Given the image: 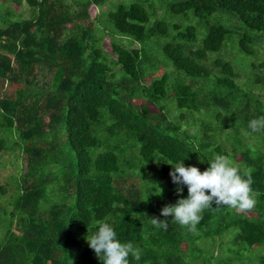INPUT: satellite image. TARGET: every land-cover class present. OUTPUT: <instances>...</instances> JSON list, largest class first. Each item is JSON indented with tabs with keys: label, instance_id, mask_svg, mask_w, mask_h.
<instances>
[{
	"label": "trees",
	"instance_id": "trees-1",
	"mask_svg": "<svg viewBox=\"0 0 264 264\" xmlns=\"http://www.w3.org/2000/svg\"><path fill=\"white\" fill-rule=\"evenodd\" d=\"M26 2L30 17L0 1V151L21 159L0 264H102L86 241L97 222L140 249L130 264H264V130L248 127L264 116V0ZM216 154L253 169L258 202L213 203L193 234L160 215L188 194L169 173L181 160L204 171ZM225 233L239 250L213 255Z\"/></svg>",
	"mask_w": 264,
	"mask_h": 264
},
{
	"label": "clouds",
	"instance_id": "clouds-1",
	"mask_svg": "<svg viewBox=\"0 0 264 264\" xmlns=\"http://www.w3.org/2000/svg\"><path fill=\"white\" fill-rule=\"evenodd\" d=\"M248 127L253 133L264 130V116L252 119ZM183 161L172 165L173 170L169 175L174 184L187 186V197L183 198V188L177 187V194L181 198L175 204L165 205L161 209V216H171L189 232L198 234L196 226L202 218L201 213L212 208L213 203L240 213L251 211L256 206L259 193L252 188L253 169L242 170L229 156L222 154H216L204 171L194 165L185 166ZM159 190L161 193L162 189ZM150 221L157 229H168L167 219L153 217ZM97 223L98 231L87 235L86 241L102 264H130V255L136 260L140 259V249L130 241L121 242L112 225L107 222Z\"/></svg>",
	"mask_w": 264,
	"mask_h": 264
},
{
	"label": "rangeland",
	"instance_id": "rangeland-1",
	"mask_svg": "<svg viewBox=\"0 0 264 264\" xmlns=\"http://www.w3.org/2000/svg\"><path fill=\"white\" fill-rule=\"evenodd\" d=\"M0 1H4V0H0ZM119 0H108V5L106 6V8H109L111 6V4L116 3ZM6 4H10L14 10L17 12V14H19V16L21 17H30L32 15L31 10L26 2V0H21V4L18 5L16 0H5ZM99 10L96 7H91L90 8V12L92 13V15L94 13H97ZM158 13H161L162 9L158 8ZM103 41V46L105 49H109L110 46V36L109 35H105L102 39ZM262 51L261 49H258V51L254 54L253 59L250 60H255V61H259L262 57ZM221 55H225L226 58L228 59H234L233 61L236 62V64H239V59L242 60L241 58H235L236 53L233 50H229L227 47L224 48L221 52ZM257 54V56H255ZM248 62V61H246ZM171 70L173 71V75L174 76H178L180 74L181 69H178L177 67H171ZM163 72V68L159 67V69L156 71V73L154 74L155 76H159L161 73ZM242 73V79H244V72L241 70ZM226 146H228V144H226ZM22 153H26L25 150L21 151ZM19 153V151L17 149L9 151V150H5L2 149L0 151V183L5 184L8 186V191L6 194H4L2 197H0V208L3 206V204L8 203L7 200L9 198V195L11 192L14 191V187L12 184V181L14 179L15 176H18L19 174V168L21 165L20 162V156H18L17 154ZM214 242L212 246V252L213 255L218 256L220 255H224V256H231V255H235L234 251L236 249L239 250V246L238 245H234L232 243H230L229 241V234L225 233V235L223 236H216L214 238ZM206 242V239H201V243ZM221 242V247L218 246V244ZM257 249H260V251L262 252L263 249H261L262 247H256ZM256 252V251H254ZM244 259H247L248 257H251L252 254H250L248 251H246V253L243 255ZM255 257V255L253 256ZM255 259V258H254ZM201 264H204L201 262ZM236 264V263H235Z\"/></svg>",
	"mask_w": 264,
	"mask_h": 264
}]
</instances>
